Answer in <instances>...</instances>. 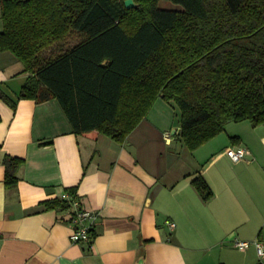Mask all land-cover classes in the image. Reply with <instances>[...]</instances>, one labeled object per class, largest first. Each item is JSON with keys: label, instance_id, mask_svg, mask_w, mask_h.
<instances>
[{"label": "crops", "instance_id": "obj_1", "mask_svg": "<svg viewBox=\"0 0 264 264\" xmlns=\"http://www.w3.org/2000/svg\"><path fill=\"white\" fill-rule=\"evenodd\" d=\"M27 77L0 52V90L14 102L0 100V264H264L232 244L264 242V125L229 123L189 152L174 138L175 108L158 99L123 143L74 135L56 100L18 99ZM232 146L249 162H232ZM5 156L22 160L13 189ZM198 176L206 202L191 185ZM69 190L98 213L90 244L71 241L69 210L43 205Z\"/></svg>", "mask_w": 264, "mask_h": 264}, {"label": "trees", "instance_id": "obj_2", "mask_svg": "<svg viewBox=\"0 0 264 264\" xmlns=\"http://www.w3.org/2000/svg\"><path fill=\"white\" fill-rule=\"evenodd\" d=\"M124 1L0 0V52L28 74L18 99H54L70 133L119 144L162 99L178 108L174 138L189 152L229 123L264 125V0ZM0 100L14 107L1 90ZM3 165L16 188L22 160ZM191 185L210 199L201 176ZM64 193L45 209L69 210Z\"/></svg>", "mask_w": 264, "mask_h": 264}, {"label": "built area", "instance_id": "obj_3", "mask_svg": "<svg viewBox=\"0 0 264 264\" xmlns=\"http://www.w3.org/2000/svg\"><path fill=\"white\" fill-rule=\"evenodd\" d=\"M171 135V133H165L164 138L169 140ZM224 154L234 163L249 162L247 159L248 151L244 147H228L224 150ZM60 197L69 199V196L65 193ZM97 220V212L83 208L80 201L76 198L71 201L68 216V223L71 227V241L73 243L90 244L94 236V226ZM167 225L170 229L174 228V224L171 222H168ZM232 244L239 251H245L250 247H254L259 258L264 256V242L259 239L243 241L233 238Z\"/></svg>", "mask_w": 264, "mask_h": 264}, {"label": "rangeland", "instance_id": "obj_4", "mask_svg": "<svg viewBox=\"0 0 264 264\" xmlns=\"http://www.w3.org/2000/svg\"><path fill=\"white\" fill-rule=\"evenodd\" d=\"M160 7H171V4L170 3H168V2H166V1H161L160 2ZM72 39V38H71ZM69 40L68 41V43H70V42H72V43H74L75 42V40L77 39V37H73V39L72 40ZM67 43V42H66ZM175 108V112L176 113H178L177 115H174L173 117H172V120H173V124H174V127L172 128V129H176V128H178V126H179V110H178V108L175 106L174 107ZM172 129H171V131H172Z\"/></svg>", "mask_w": 264, "mask_h": 264}, {"label": "water", "instance_id": "obj_5", "mask_svg": "<svg viewBox=\"0 0 264 264\" xmlns=\"http://www.w3.org/2000/svg\"><path fill=\"white\" fill-rule=\"evenodd\" d=\"M124 5L127 9L133 8L134 7V3L132 0H125L124 1Z\"/></svg>", "mask_w": 264, "mask_h": 264}]
</instances>
